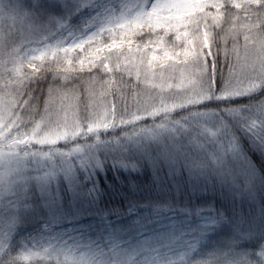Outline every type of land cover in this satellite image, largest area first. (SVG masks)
<instances>
[{
    "label": "snow or ice",
    "instance_id": "snow-or-ice-1",
    "mask_svg": "<svg viewBox=\"0 0 264 264\" xmlns=\"http://www.w3.org/2000/svg\"><path fill=\"white\" fill-rule=\"evenodd\" d=\"M6 28L30 32V13L0 15V189L29 159L71 157L89 137L116 129L112 139L161 145L160 164L196 154L223 173L250 159L242 137L264 155V105H207L264 84V0H145L70 43H5ZM49 251L12 255L0 241V264H30ZM61 252L57 264H85Z\"/></svg>",
    "mask_w": 264,
    "mask_h": 264
},
{
    "label": "trees",
    "instance_id": "trees-1",
    "mask_svg": "<svg viewBox=\"0 0 264 264\" xmlns=\"http://www.w3.org/2000/svg\"><path fill=\"white\" fill-rule=\"evenodd\" d=\"M132 1L138 0H56L57 8L45 11L40 6L46 0H17L12 11L27 10L34 28L9 32L5 43L71 38L100 24L105 15L130 11ZM142 4L145 0L134 9ZM260 97H264V84L251 94L207 105L210 110L225 104L254 107L257 101L264 105ZM118 133L119 129L101 133L100 140L89 137L82 152L71 157L54 153L51 158L26 161L20 202L5 211L9 219L3 242L6 252L43 251L53 239V254L36 257L30 264H57V255L63 259L61 242L74 239L89 251L85 264H264L260 255L264 251V155L250 149L247 138H241L250 157L245 164L260 179L256 196L236 190L220 195L152 188L154 173L140 155L134 153L136 160L122 162L106 151L124 139L111 138ZM85 155L89 162L81 165L79 158ZM49 170L55 175H49L45 185H25L26 179L38 180L32 175ZM69 235L71 239L66 238Z\"/></svg>",
    "mask_w": 264,
    "mask_h": 264
},
{
    "label": "rangeland",
    "instance_id": "rangeland-1",
    "mask_svg": "<svg viewBox=\"0 0 264 264\" xmlns=\"http://www.w3.org/2000/svg\"><path fill=\"white\" fill-rule=\"evenodd\" d=\"M140 1L142 0H138L136 3L138 4ZM136 3L132 1L131 10L137 5ZM120 14L105 15L97 26L88 28L82 34L63 40L70 43L73 40L86 38L89 34L105 26L109 19L118 17ZM5 32L7 37L9 32L8 30H5ZM261 85L263 84L258 83L256 88L247 94H243V96L253 93ZM160 149L161 145L154 142H141L137 144L122 139L112 144L111 148H107L106 151H108V154L112 153L117 160L122 162L136 160L138 156H135L134 153L140 155L149 164L154 173V182L151 187L155 189L166 188L189 193L215 191L220 195H229L236 190L243 196H256L258 192L260 184L257 181L260 179L257 173L251 170L245 163L241 166L233 162L223 173L218 172L214 167L210 166V163L204 157L196 154H188L183 165L174 163L160 164L157 162L160 159ZM93 151L89 150V153H93ZM25 176V171L19 175H14L4 188L0 189V241L4 242V238L7 235L9 219L6 218L5 211H8L11 207L15 208L19 204V196L22 195V184ZM32 176L38 180L26 179V186L28 184L31 185V182H37L40 186L48 182V177L45 178L42 171H40V174ZM66 238L71 239L72 237L69 235ZM52 241L53 239L48 240L47 242L50 245H46L45 247L50 249L49 254H53V247L51 248L53 246ZM70 241L72 242L63 240L61 245L64 247H61V250L71 251L77 258L82 257L83 259H87L89 251L83 247L84 243L74 239ZM174 244L171 243V246Z\"/></svg>",
    "mask_w": 264,
    "mask_h": 264
},
{
    "label": "clouds",
    "instance_id": "clouds-1",
    "mask_svg": "<svg viewBox=\"0 0 264 264\" xmlns=\"http://www.w3.org/2000/svg\"><path fill=\"white\" fill-rule=\"evenodd\" d=\"M17 0H0V15L7 17L16 5Z\"/></svg>",
    "mask_w": 264,
    "mask_h": 264
}]
</instances>
